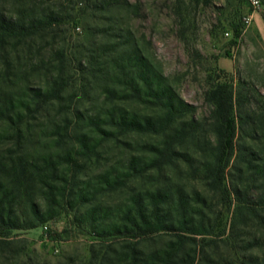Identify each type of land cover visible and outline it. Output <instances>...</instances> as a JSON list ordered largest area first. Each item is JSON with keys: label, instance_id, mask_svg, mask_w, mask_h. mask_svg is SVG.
Segmentation results:
<instances>
[{"label": "trees", "instance_id": "16d2710c", "mask_svg": "<svg viewBox=\"0 0 264 264\" xmlns=\"http://www.w3.org/2000/svg\"><path fill=\"white\" fill-rule=\"evenodd\" d=\"M226 1L210 35L231 32L219 50L232 58L245 0ZM208 3L171 1L186 45L187 9ZM139 9L0 0V264L26 249L14 231L63 216L75 230L60 236L93 240L81 264H264V92L206 66L196 116L129 26ZM47 36L49 55L29 56Z\"/></svg>", "mask_w": 264, "mask_h": 264}, {"label": "rangeland", "instance_id": "374dc122", "mask_svg": "<svg viewBox=\"0 0 264 264\" xmlns=\"http://www.w3.org/2000/svg\"><path fill=\"white\" fill-rule=\"evenodd\" d=\"M139 2V15H130L128 24L138 36L143 33L146 39L151 41L152 51L159 62L162 72L169 76L177 89L178 94L187 102L196 106V116L206 115L208 106L203 99L205 89L204 67L217 66L227 72L234 73L235 77L245 79L250 85L256 86L264 92V4L252 15V21L244 25L238 47L233 50L232 58L224 57L219 50L220 43L229 38L227 31L217 40L211 37L212 26L228 16V12L218 8L227 4L226 0H209L206 5L199 4L196 9L188 8L187 39L190 45H186L178 35V27L175 17L170 9L172 0H129ZM233 5L239 6L236 0H231ZM261 1V0H260ZM241 8L245 15L250 12L247 2L242 3ZM127 21V20H126ZM81 28L71 32L75 42L80 35ZM68 31V30H67ZM68 33V32H67ZM58 39V38H57ZM55 38L54 41L57 42ZM53 40L49 36L41 42L36 41L29 56H35L37 45L45 46L42 52L45 58L49 55V42ZM61 39H58L60 42ZM194 47L201 58H193ZM20 53V64L26 57ZM200 61V65L198 63ZM35 76L34 84L40 82ZM114 152L111 154V156ZM68 218L60 217L47 222L45 225L27 231H14L12 237L26 239V249L18 258L11 259L9 264H81L89 256V247L93 240L86 235H74L70 238L60 236V231L69 226ZM226 219V217H225Z\"/></svg>", "mask_w": 264, "mask_h": 264}, {"label": "built area", "instance_id": "2783aa9c", "mask_svg": "<svg viewBox=\"0 0 264 264\" xmlns=\"http://www.w3.org/2000/svg\"><path fill=\"white\" fill-rule=\"evenodd\" d=\"M250 6V12L244 16V22L249 24L252 21V15L255 11L259 10L262 6L260 0H245Z\"/></svg>", "mask_w": 264, "mask_h": 264}]
</instances>
